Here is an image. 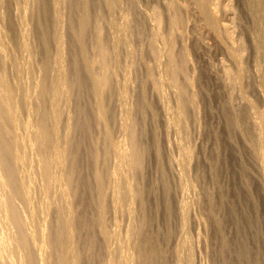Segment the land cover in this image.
I'll list each match as a JSON object with an SVG mask.
<instances>
[{"label": "rangeland", "instance_id": "obj_1", "mask_svg": "<svg viewBox=\"0 0 264 264\" xmlns=\"http://www.w3.org/2000/svg\"><path fill=\"white\" fill-rule=\"evenodd\" d=\"M45 1L44 8L39 0H0V75L16 109L17 134L10 125L5 133L20 138L26 157L20 163L14 155L0 156V264H57L48 238L65 230L57 228L58 221L69 232L64 248L72 264H144L139 252L145 235L155 247L156 264H264V157L258 155L257 140L250 143L228 123V116L242 115L256 139L260 123L264 127L258 120L264 110V53L255 47L264 22L251 13L249 1L112 0L110 5L83 0L88 60H97L98 33L109 51L106 71L94 69L105 75L97 92L76 42L83 1ZM122 24L125 31L116 33ZM213 25L216 31L209 29ZM170 44L175 60L186 56L177 81L186 86L189 103L166 75L171 73ZM239 48L237 61L233 54ZM239 66L241 81L230 84L226 73L234 76ZM60 67L63 85L53 96L50 88ZM44 80L53 82L40 103ZM43 111L54 112L49 125L56 132L60 164L38 147L33 134ZM128 122L145 153L139 168L128 162L120 166L116 183L110 172L118 158L109 143L121 141L130 151ZM73 148L76 172L68 182ZM43 155L48 179L40 169ZM6 165L15 167L16 188L28 190V197L16 196L15 185H6L12 183ZM96 172L103 176L102 195ZM124 184L131 195H122L117 205L113 190Z\"/></svg>", "mask_w": 264, "mask_h": 264}, {"label": "bare ground", "instance_id": "obj_2", "mask_svg": "<svg viewBox=\"0 0 264 264\" xmlns=\"http://www.w3.org/2000/svg\"><path fill=\"white\" fill-rule=\"evenodd\" d=\"M83 1V0H82ZM112 0H108L109 4L111 3ZM250 3V10H251V13H253L254 15H256V18L259 19L257 20L258 22L259 21H263L264 22V0H248ZM39 2L41 3V5L45 8V0H39ZM84 2L86 1H83L81 2V5H80V13H79V20H78V26H79V31L77 33V41L79 44H80V57L82 59V61H84L88 67V76L87 77H90L91 79L94 80L95 82V91L97 92V88H98V85L100 83H103L104 80H105V75H97L96 72H95V66L98 65L99 68L101 69L102 72H105L107 66H108V62H109V51L108 49L102 45L101 41L99 40V33L97 35V41H96V45H95V49H96V53H97V60H93L92 62L90 60H88L87 58V54L86 53V49H85V28H86V25H87V21H88V16H87V9L85 10V6L87 5V3H85L86 5H84ZM213 2V1H212ZM53 3L54 5H56L57 3V0H53ZM105 3V2H104ZM114 3V2H113ZM108 5V4H107ZM111 5V4H110ZM114 5V4H113ZM171 5L173 6L174 8V5L173 3H171ZM87 7V6H86ZM172 9V8H171ZM179 9V8H178ZM175 10V8H174ZM202 11V10H201ZM176 13V12H175ZM209 13V16L213 22V24H216V19L214 18L212 12ZM179 16V13H176L175 14V17H174V22L176 23L180 17ZM156 19L158 18L157 15L155 16ZM72 24V23H71ZM259 24V23H258ZM123 25V24H122ZM260 25V24H259ZM259 27V26H258ZM257 27V28H258ZM125 26H117L116 27V33H122L125 31ZM209 29L211 30H214L216 31V27L213 25L211 26ZM100 31V29H99ZM118 34V36H119ZM230 35V34H229ZM256 37H255V47H256V52L259 54V53H264V30L263 28H258L257 29V33L255 34ZM120 37V36H119ZM230 38V37H229ZM115 40V39H114ZM171 40V39H170ZM166 41V40H165ZM169 44V43H168ZM254 46V45H253ZM58 55L61 59V47H60V43L58 41ZM116 47V46H115ZM242 48V47H241ZM241 48H239L237 50L236 53L233 54V57L237 59V61H239L240 59V53H241ZM171 44L170 46L168 47V54H169V66L171 67V73L167 75L168 77V81H172L173 83H176L175 86L178 87L180 89V92L185 94L184 96V99L187 101V103H189L191 101L190 97L188 95H186V91H185V87L184 85L180 84L178 81H177V76L179 73L183 72L184 71V65H185V55H181L178 60H175L176 58L172 57V54H171ZM46 53L48 52L47 48H46ZM88 51V50H87ZM58 57V56H57ZM112 57V56H111ZM59 59V60H60ZM50 61V60H49ZM49 61H48V58H46V60L44 61V67L45 68H48L49 66ZM113 63V62H112ZM239 64V63H238ZM75 67L77 70V63H75ZM97 71V70H96ZM243 71L244 69L242 68V66H239L238 70H237V73L234 75V76H230L228 73H226L228 79H229V82L230 84H236L238 85L241 81V78H242V74H243ZM260 72V71H259ZM263 73V72H260V74ZM58 74L60 75H57L59 79H57V81L53 82V85L51 86L49 83H52V82H49L48 83V80H44L41 84V87H40V94H39V101L40 103L42 102H45L43 99L49 89V87L51 86V90H52V95L54 96L57 92V90L59 89V87H61L63 85V81H62V78H63V75H62V70H61V67L60 69H58ZM106 74V73H105ZM159 74V73H158ZM76 75V79H77V82L78 84H81V81L82 79L80 78L79 76V73L78 71H75V74ZM263 75V74H262ZM46 76V75H45ZM55 78V77H54ZM260 78V77H259ZM258 78V79H259ZM263 78V77H262ZM75 79V80H76ZM167 79V78H166ZM166 82V81H165ZM76 83V81H75ZM85 83V82H84ZM163 81L162 80H159L157 82V85L159 86V88L161 89V87H163ZM83 84V83H82ZM99 89V88H98ZM50 90V91H51ZM92 92V91H91ZM177 92V91H176ZM175 92V94H176ZM178 93V92H177ZM178 97V96H177ZM46 98V97H45ZM178 106L176 108V114H177V117L180 118L182 116V108L180 106L179 103H177ZM171 109V108H170ZM168 110V109H167ZM125 112V111H124ZM245 112V111H244ZM99 117H101V113L99 111H97ZM127 113V112H126ZM129 113V112H128ZM83 114V113H82ZM85 114V113H84ZM229 115V114H228ZM15 116H16V109H15V106L13 104V102L11 101V95H10V89H9V86L7 85L6 83V80L4 78V76L0 75V156H3L5 155L6 157H11L14 155L13 159H16L17 161H19L20 163L24 162L25 161V153L24 151L21 149V146L23 147V144L20 140V138L17 137V133H16V123H15ZM81 116V115H80ZM84 117V116H83ZM54 118V112L52 111H43L42 112V115H41V119L39 121V126H38V129L37 131H35L33 134H34V137L37 141V145L38 147L45 152H52L54 157H55V161H57V163H61L62 162V155H61V152H59L58 148L54 145V141H55V136H56V132L53 131L51 128H50V120ZM247 118V117H246ZM258 120H261V122H263L264 120V110L258 115ZM125 119V118H124ZM126 119L129 121L130 119V116L129 114H126ZM131 121V119H130ZM127 123V121H125ZM228 123L229 125H233V126H236L238 127L241 131H242V134L244 133V136L246 135L247 139L250 141V143H254L256 140L260 143V146L259 148H261V150L259 151L258 155L259 157L262 158V161H263V157H264V141H263V138H264V127L262 126L261 127V123H260V129H258L259 131H257V139L252 137L249 133L250 131H248V124L246 121H244V119L242 118V115L241 116H238V115H235L234 117H232L231 115L228 116ZM264 125V123H262ZM12 126L13 129L15 130V133H9L11 135H8L5 133V129L8 127V126ZM132 124L130 122H128V129H129V132L131 131V126H129ZM250 126V125H249ZM9 128V127H8ZM252 128V127H251ZM237 129V128H236ZM55 130V129H54ZM127 130V129H126ZM8 132V131H7ZM133 132V131H131ZM128 133L130 134L131 136V149L130 151H127V150H124L123 146H122V142L118 141L117 142H114V143H109V147L111 146L112 147V150L114 152H116L117 154V166L115 168V170L113 172H110L111 175H112V179L114 178V181L117 179V176L120 175L119 173V169L121 165H126L127 162H128V165L127 166H135V167H138L139 168V165H141L142 163V159H143V155H144V150H143V145L142 146H139L138 144V141L137 139H135V136H133V133ZM121 139V138H120ZM108 142V141H107ZM108 145V144H107ZM106 145V146H107ZM181 146V145H180ZM142 147V148H141ZM105 149V148H104ZM72 154H71V162H70V166L68 168V171L66 172L65 176H66V179L67 181L69 182L73 176V173L75 171V168H76V151L72 150ZM182 151V149H181ZM184 151V156L188 157L190 154H189V151H187V149H183ZM109 148L107 147L104 151V155L109 153ZM110 154V153H109ZM12 155V156H11ZM129 157V158H128ZM5 158V157H4ZM107 158V157H106ZM78 159V158H77ZM14 161L16 162L17 164V161ZM114 161V160H113ZM4 162V161H3ZM12 163V162H11ZM40 169L43 173V175L48 179L50 178V173H49V162L47 161V157L46 155H43L41 160H40ZM263 163V162H262ZM7 164H9L7 162ZM15 164V163H14ZM11 165V164H10ZM8 165V166H10ZM263 165V164H262ZM15 166V165H14ZM7 167V165H6ZM12 167V165H11ZM9 167V170H10V173H8L9 178L11 180L12 183H10V181H8L9 183L6 182V185L8 184V186H10L11 184L12 185H15V189L13 188V186L11 187L14 191L12 192L13 194H15L17 192V194H15L16 196L18 194L20 195H23V196H26L28 197V190H20V189H23V188H16V185L19 184L18 181L15 177H14V169L15 167L11 168ZM126 167V166H125ZM264 167V166H263ZM122 168V167H121ZM130 168V167H128ZM137 168V169H138ZM124 169V168H123ZM134 169V168H133ZM7 170H8V167H7ZM9 170L7 172H9ZM125 171V170H124ZM76 172V171H75ZM121 172V171H120ZM17 173V172H16ZM122 173V172H121ZM17 175V174H16ZM124 175V174H123ZM122 176V174L120 175ZM130 176V175H129ZM181 176V175H180ZM3 177V176H2ZM17 177V176H16ZM103 176L100 174V172H96L95 174V180L98 184V193L100 195V193L103 191L104 193L106 192V189H104V181H103ZM4 178V177H3ZM121 179L123 180V178L121 177ZM15 180V181H14ZM16 180H17V183H16ZM121 180V181H122ZM120 181V180H119ZM125 181V180H124ZM118 181L116 180V183ZM129 182V181H128ZM13 183H16V184H13ZM115 183V185H116ZM10 184V185H9ZM122 184V183H121ZM114 185V186H115ZM125 185V184H124ZM127 185V184H126ZM126 185L123 187V189H115L113 190L114 192V196H115V200H116V203H118L117 205H121L120 204V201H122V195H125L126 197L130 196L131 195V190L130 189L131 187H126ZM119 186V185H118ZM3 187V186H2ZM22 187V186H21ZM10 188V189H11ZM122 188V187H121ZM11 189V190H12ZM26 189V188H24ZM15 192V193H14ZM14 195V196H15ZM97 195V196H99ZM102 195V193H101ZM113 199V198H112ZM116 205V204H115ZM185 205V204H184ZM183 206V210L185 211V207L186 206ZM5 206V205H4ZM10 206V205H9ZM8 207V206H5V208ZM7 209V208H6ZM10 209V208H9ZM212 209V207H211ZM182 210V211H183ZM11 211V215L13 216V214L15 213V210L12 211V209H10ZM2 212V211H1ZM9 212V211H8ZM14 212V213H12ZM185 213V212H184ZM183 213V214H184ZM10 215V214H9ZM10 215V218H12V220L14 219L13 217H11ZM16 215V214H14ZM7 217H8V214H7ZM15 217V216H14ZM17 217V215H16ZM183 218V217H182ZM10 220V219H9ZM184 220V218H183ZM17 220L14 219V221L12 222H16ZM83 221V220H82ZM58 227H63L65 230L61 229L59 230L58 232H55L53 233L51 236H49L48 238V245L51 244V245H54L55 246V249H56V259H57V264H72L70 263V260L68 259V256L66 255V252H65V242H67L66 240L68 239L67 237H69V232L65 226V223L61 222V221H58ZM90 223V222H89ZM56 231V230H55ZM23 240V239H22ZM47 240V239H46ZM1 243H3V241H1ZM42 243V244H41ZM39 245H38V250H39V255L42 254L43 252V249H44V241L41 242ZM185 243V241L183 242ZM7 244V243H6ZM5 244V245H6ZM91 244V243H90ZM183 246V245H182ZM184 247V246H183ZM124 248V246H123ZM125 252V251H124ZM127 254V253H126ZM140 258L143 260L144 264H156L154 259H155V247L154 245L152 244V241H151V238H149L148 235H145V237L143 238L142 240V244H141V247H140ZM189 254V253H188ZM34 256V255H32ZM189 256V255H188ZM43 258V257H41ZM120 258V257H119ZM124 258H125V255H124ZM126 258H127V261H130V257L128 256V254L126 255ZM125 258V259H126ZM134 258V257H133ZM34 259H31V257L29 258V262L32 261ZM182 260V259H181ZM30 264V263H29ZM73 264H76V263H73Z\"/></svg>", "mask_w": 264, "mask_h": 264}]
</instances>
